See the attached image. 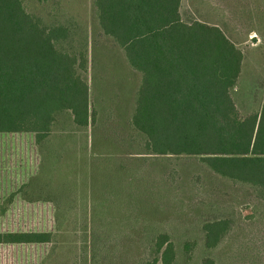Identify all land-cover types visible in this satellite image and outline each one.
<instances>
[{"label":"trees","instance_id":"trees-1","mask_svg":"<svg viewBox=\"0 0 264 264\" xmlns=\"http://www.w3.org/2000/svg\"><path fill=\"white\" fill-rule=\"evenodd\" d=\"M92 1L103 32L141 75L132 123L146 136L145 154L197 156L264 193V105L243 115L234 101L244 61L236 44L217 25L185 20L182 0ZM72 34V26L29 12L24 0H0V264H43L58 203L29 195L28 186L42 173L60 116L79 128L96 120L89 50L76 48ZM226 229L206 224L207 247ZM169 238L159 236L150 264H174Z\"/></svg>","mask_w":264,"mask_h":264},{"label":"rangeland","instance_id":"rangeland-1","mask_svg":"<svg viewBox=\"0 0 264 264\" xmlns=\"http://www.w3.org/2000/svg\"><path fill=\"white\" fill-rule=\"evenodd\" d=\"M24 1L48 24L72 26L70 42L88 48L96 115L89 128L59 117L42 173L28 186L29 195L58 203L43 264H150L161 235L174 244V264H264V193L222 177L197 156L145 154L146 136L132 123L141 75L103 32L93 1ZM181 11L185 20L219 26L244 53L232 95L243 115L261 110L264 0H182ZM218 222L227 229L209 248L205 225Z\"/></svg>","mask_w":264,"mask_h":264},{"label":"crops","instance_id":"crops-1","mask_svg":"<svg viewBox=\"0 0 264 264\" xmlns=\"http://www.w3.org/2000/svg\"><path fill=\"white\" fill-rule=\"evenodd\" d=\"M243 63H244V61H243ZM242 76H243V65H242V73H241L240 78H239V83H240V80L242 79Z\"/></svg>","mask_w":264,"mask_h":264}]
</instances>
